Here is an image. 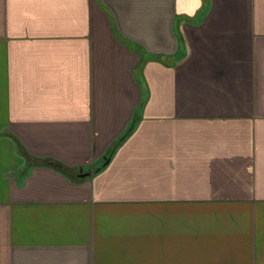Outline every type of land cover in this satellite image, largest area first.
Segmentation results:
<instances>
[{
    "label": "crops",
    "instance_id": "crops-1",
    "mask_svg": "<svg viewBox=\"0 0 264 264\" xmlns=\"http://www.w3.org/2000/svg\"><path fill=\"white\" fill-rule=\"evenodd\" d=\"M0 264H264V0H0Z\"/></svg>",
    "mask_w": 264,
    "mask_h": 264
}]
</instances>
